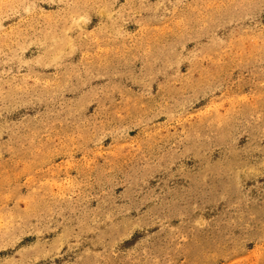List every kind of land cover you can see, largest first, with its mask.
I'll list each match as a JSON object with an SVG mask.
<instances>
[{
  "label": "rangeland",
  "instance_id": "rangeland-1",
  "mask_svg": "<svg viewBox=\"0 0 264 264\" xmlns=\"http://www.w3.org/2000/svg\"><path fill=\"white\" fill-rule=\"evenodd\" d=\"M0 264H264V0H0Z\"/></svg>",
  "mask_w": 264,
  "mask_h": 264
}]
</instances>
